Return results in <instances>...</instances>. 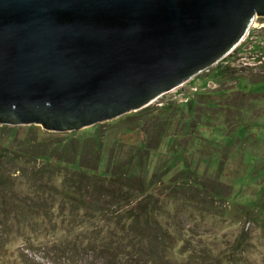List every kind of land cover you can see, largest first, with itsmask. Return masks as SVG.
<instances>
[{
	"label": "rangeland",
	"instance_id": "1",
	"mask_svg": "<svg viewBox=\"0 0 264 264\" xmlns=\"http://www.w3.org/2000/svg\"><path fill=\"white\" fill-rule=\"evenodd\" d=\"M225 73H230L231 76L227 78ZM240 77L249 80L264 79V15H255L246 34L226 56L183 84L163 93L151 101L150 105L161 101L170 102V99H187L188 94L197 92L202 96L195 98L197 101H203L208 99L205 96L209 90V95L213 97L208 100H216L225 93L228 95L227 91L230 90H236V95L239 93ZM241 87L255 90L244 95L245 114L236 113L234 116L233 106H225L228 109L227 116L226 112L219 111L221 108L210 111L208 116L213 118L212 127H199L197 124L198 133L192 125L188 126V122L194 124L202 119L203 108L195 106L194 111H180L177 117L178 127L174 131L178 132L180 140L176 148L173 146L165 149H176L180 153L190 137L199 134L221 145H216L217 148H225L226 145L231 148L234 141H231L232 120H243L246 124L256 122L254 125L250 124L253 131L251 139L254 141H234V147L242 144L245 150L243 160L247 159L248 164L244 162V165L238 161L233 155L234 152H229L232 155H228L227 152L214 150L212 155H200L195 161H191L195 163L199 173L205 172L212 177L207 179L204 174L194 173L196 179L193 175H186V184L179 186L182 179L175 183L178 188L172 186L173 183L157 184L155 190L162 191V202L156 205L150 201L152 206L148 207V211L138 203L136 194L127 201L120 200L118 191H122V183L108 185L92 176L91 182L84 184H87V190L82 191L77 182L80 173L67 169L63 164H44L30 159L25 163L20 160L18 163H9V173L13 171L9 176L13 179L12 185L16 194L10 199L13 209L0 214V264H110L90 249L86 251L83 246L85 242L90 241L96 243L99 249L110 240H114V246L121 248L117 251L121 254L119 259L122 264H190V256H194L191 255L193 249L202 250L204 245L208 247L209 252L213 250L219 256L223 252L229 255L232 252H244L242 256L231 255L229 261L226 257L220 261L213 257L217 262L213 264H264V81L245 84L242 80ZM234 99L237 97L228 98V103L235 105ZM165 106L168 107V104ZM208 106L216 107L213 104ZM177 108L181 109L179 106ZM157 111L161 110H151L148 114H143L141 122L132 123L134 126H129V129L121 127L123 124L113 128L106 124L113 118L102 121L104 125L102 122H96L66 130H55L40 122H4L0 125L19 126L18 130L33 125L39 133H50L56 137L73 135L72 137L85 138L99 133L100 136L103 134L105 139L110 138L107 140L110 149L116 137L129 143L144 141L150 148L148 172L153 173L151 171L157 170L158 167H161L162 172L168 169L170 173L163 178L165 180L171 179L173 170L166 167L165 160L168 159L165 155H168V152L156 146V139L160 138L156 134L163 129L160 126L164 122L156 120ZM171 111L173 112L172 106L165 108L160 116L168 117ZM227 117H230L229 122L226 121ZM224 123L227 126H221ZM240 124L237 129L243 127ZM175 125L176 123L173 124ZM229 127L230 130H227ZM21 133L23 132L19 131L18 134ZM241 134L242 131L237 130L236 136L241 137ZM223 138L230 140L232 145ZM177 145L184 148L180 146L178 149ZM160 151H164L165 155ZM186 161L188 157L184 159V164L180 163L183 168ZM238 162L242 164L238 165ZM105 163L107 160L104 157L103 165L99 169L102 174L106 169ZM41 167L45 168L40 169ZM196 169L193 172H196ZM176 170L180 172L182 168L177 166ZM216 178L230 186L217 183ZM200 179H206L205 185H218L224 193L223 198L220 196L219 199L212 200L207 193L196 188L194 183ZM213 180L216 181L209 183ZM110 189L111 194L108 193ZM226 196L228 197L225 198ZM140 199H144L142 195ZM14 202L20 203L22 209H16ZM235 205L238 214L230 217L235 211L232 208ZM247 206L252 208L251 222L244 219L243 209L248 208ZM224 210L228 211L229 215L224 216ZM118 216L122 217L119 224L116 223ZM148 216L154 222L150 225H156L149 227L145 222L142 223ZM158 231L166 234L165 246L160 244V238L152 239ZM186 239L191 243L184 244ZM142 247L144 249H141ZM153 247H156L158 256H151L146 251V248L151 250ZM72 249H77L76 253L66 255ZM125 251H130L128 254L131 262L123 258L128 255Z\"/></svg>",
	"mask_w": 264,
	"mask_h": 264
},
{
	"label": "water",
	"instance_id": "2",
	"mask_svg": "<svg viewBox=\"0 0 264 264\" xmlns=\"http://www.w3.org/2000/svg\"><path fill=\"white\" fill-rule=\"evenodd\" d=\"M264 0H0V123L80 128L226 56Z\"/></svg>",
	"mask_w": 264,
	"mask_h": 264
},
{
	"label": "trees",
	"instance_id": "3",
	"mask_svg": "<svg viewBox=\"0 0 264 264\" xmlns=\"http://www.w3.org/2000/svg\"><path fill=\"white\" fill-rule=\"evenodd\" d=\"M223 76V75H221ZM230 73H225V77H230ZM224 77V78H225ZM239 93L234 94L236 90H230L227 91L229 94L227 95L226 93L220 97H217L216 100H208L209 98L213 97L209 95V90L208 93L206 94L205 98L208 97V99H203V101H197V96L199 95L200 97L202 94H188L187 99L183 100H173L170 99V102L167 101H161V103H156V104H148L144 106L141 109L131 111L125 114H122L118 117H115L111 119L110 121H107L106 124H109L112 128L116 126H120L123 124L121 127H126V129H129V126H134L133 124L141 122V116L143 114H148L151 110H158L160 109L161 111H157L156 115L157 118L156 120L164 121L160 127H163V129L159 130V132L156 134V136H160V138L156 139V145L158 148L164 149L165 151L168 152V155H165L164 151H160L161 154L165 155L166 159V167L169 169L173 170L171 174V179H163L166 177L167 174L170 173V171L164 170L162 172L161 167H158L157 170H153L149 173V167H148V161H149V150L150 148L148 147L149 144H146L144 141H139L136 143H129L125 140H121L120 138L116 137L114 139V145L112 146V149L108 148V143L107 140L110 138L107 137V139L104 138V135L100 136L101 134H94L90 137H85V138H79V137H72L73 135H66L62 137H56L55 135H51L50 133L48 134H41L39 133L35 126L29 125V127L21 128L18 130L19 126H10V125H0V214L1 212H9L10 210L13 209L11 198H13V195L16 194L14 190V186L12 185L13 179L9 176L11 173H9V167L8 164H13V163H18L20 160L21 162H27L29 159L34 160V161H41L44 164H63L67 169H72L77 171V173H80L79 177H77V182L80 185L79 188L82 191L87 190L88 186L84 185L85 182L89 183L91 182V178L96 177L99 182H106V184H121L122 183V191H118V195L120 196V200L127 201L129 200V197L134 196L135 194L138 196V203L142 204V207L148 211V207L152 206L150 204V201H152V204L162 202V198L160 194L162 191L155 190V187L158 186L157 184H167L169 185L170 183H173L172 186L179 187L181 184L185 183L186 184V175L189 177L190 175L195 176L197 179V174L202 175L204 174L206 178L212 177V175H209L207 173H199L198 170L196 169L195 163L192 162L191 160H196L199 158L200 155L204 154H210L212 155V152L214 150H217L218 152L225 153L227 152L228 155H232L229 152H234V157L237 158V160L241 161L243 164L244 162L246 165L248 164L247 159L243 160V154H244V148L242 147V144H239L238 146L234 147V141L238 140H252L251 137L253 136L252 133V128L250 124H256L255 123H244L241 120H232L233 123V129H232V134H231V141H233V145L230 143V140L224 139L226 142H229V144L232 145L231 148H229L228 145H226L225 148H217L220 147L216 141L210 139L207 136L204 135H196L193 137H190V139L187 142V145L184 147L181 145H177L178 149L179 147H183L182 152L180 151L177 152L175 150H169L165 149L170 148V147H175L177 142L180 140V136L178 132H174L177 130V125H178V112L180 111L184 113L185 111L190 112L191 110L194 109L195 106H199L203 108V114L202 119L199 121L194 122V124H191V122H188V126L192 128H195L198 130L197 132L199 133V129L197 128L198 126H211L212 127V121L213 118L211 116H208L210 114V111L213 110H218V108H221L219 111L226 112L227 116V111L228 109L225 108V106H233L234 110V116H236V113L238 115H243L246 113L245 111V101L246 97V92H254L253 90H246L241 87V81L244 80L245 84H255L259 82H263L264 79H259V80H249L245 77H240L239 78ZM225 90V89H224ZM264 90V89H263ZM237 97V99H234V104L232 105L228 103V98L232 97ZM162 96V94H161ZM196 96V98H195ZM219 100V102L217 101ZM168 104V107L172 106L173 112L171 111V114L168 117H162L160 114L163 113L164 109L168 107L165 106ZM215 105V108H210L208 105ZM177 106H179L181 109L178 110ZM177 109V110H175ZM194 111V110H193ZM209 112V114H208ZM205 118L208 119V121L205 122ZM230 117H227L226 121H230ZM106 122V121H105ZM133 123V124H132ZM176 123L175 126L173 124ZM239 123L242 124L243 127H240L237 129L239 126ZM105 124V123H101ZM126 124V125H125ZM240 124V125H241ZM194 125V127H193ZM221 126H227L225 123ZM111 128V129H112ZM39 129V128H38ZM169 129V130H168ZM243 129V130H242ZM168 130V131H167ZM230 130V127L229 129ZM237 130H241L242 134L241 137L236 136ZM19 131L23 132L21 134H18ZM231 132V131H230ZM23 135V136H22ZM191 136V135H189ZM254 141V140H252ZM109 142V141H108ZM242 142V143H244ZM228 146V147H227ZM180 147V148H181ZM152 148V147H151ZM176 148V147H175ZM187 150V151H186ZM185 152V153H184ZM184 153V155H183ZM183 155V157H182ZM107 160V163H105L106 169L105 172L102 174L100 173V170L102 165H103V160ZM186 157H188V161H186L185 168H183V165L180 163L183 162L184 164V159L186 160ZM239 157V159H238ZM193 158V159H192ZM171 159H175L174 161H170ZM23 160V161H22ZM236 160V161H237ZM19 161V162H20ZM193 166H191L190 164ZM242 163L238 162V165H241ZM237 164V163H236ZM245 165V164H244ZM181 167L182 170L179 172L176 170V167ZM45 167H41L40 169H44ZM196 169V172H193V170ZM18 171V169H16ZM20 170V169H19ZM21 171V170H20ZM168 171V172H167ZM221 171V168H220ZM220 171L216 176L219 175ZM23 172V171H22ZM34 175L35 173L32 172ZM196 175H195V174ZM159 176V177H158ZM35 178V177H33ZM182 179V183L178 185H175V183ZM217 180V178H216ZM216 180L209 181V183H212ZM167 182V183H166ZM217 183L219 184H226V182L221 183L217 180ZM95 185L97 183H94ZM206 184V179H200L196 180L194 185L196 188H199L202 190L204 193H207L212 200L219 199L221 196V199L223 198V194L221 189L218 187V185H205ZM227 186H230V184H226ZM171 186V187H172ZM212 186V187H211ZM221 186V185H220ZM111 187V186H110ZM109 187V188H110ZM211 187V188H210ZM167 189V188H165ZM170 190V189H168ZM164 192V191H163ZM108 193L111 194V189L108 191ZM206 194V195H207ZM143 196L144 199H140V196ZM226 196L225 198H227ZM14 205L16 206V209H22V205L20 203L14 202ZM13 205V206H14ZM242 205H239L241 207ZM248 207V206H247ZM230 208V207H229ZM234 212H230L231 215H229L226 210H224V216L229 215L230 217H233V215L236 213L238 214L237 206L232 207ZM251 207L245 208L244 215H245V220L251 222L252 218V211L250 210ZM255 208V207H253ZM252 209V208H251ZM228 210V209H227ZM91 211V210H90ZM92 212V211H91ZM119 218H116V223L119 224L121 223V216H118ZM145 222L146 226H153L150 225L153 222V219H148L146 221H142V223ZM254 222V221H252ZM139 233H137L138 235ZM166 234H163L162 231H158L157 235L154 236L152 239H158L160 238V244L164 245V239ZM245 240V239H244ZM114 240H110L108 243L103 244V246H100L99 249L96 247L97 244L94 242L87 241L84 243L83 246L86 247V251L91 250V252H94L97 256L103 257L104 259L108 260L110 264H122L120 263V252L117 250H121L120 247L114 246L113 245ZM190 244V240L186 239V242L184 241V244ZM165 246V245H164ZM141 249H144L142 247ZM77 249H72L69 250L66 255H71L73 253H76ZM146 251L149 253V255H154L158 256L159 253L156 250V247H153L151 250L149 248H146ZM130 251H125V253H129ZM234 253V252H232ZM223 254L219 256L213 250L209 252V249L207 246H203V249L197 251L193 249L189 259L190 264H213L216 261L213 260V257H215L218 261L220 260H225V257L228 259L231 255H243L244 252L243 250L239 252H235V254ZM127 262H131L129 254L126 257H123ZM118 261V262H117ZM198 261L197 263H195ZM217 263V262H216ZM219 264V263H218Z\"/></svg>",
	"mask_w": 264,
	"mask_h": 264
},
{
	"label": "bare ground",
	"instance_id": "4",
	"mask_svg": "<svg viewBox=\"0 0 264 264\" xmlns=\"http://www.w3.org/2000/svg\"><path fill=\"white\" fill-rule=\"evenodd\" d=\"M245 34H246V32H245ZM245 34H244V35H245ZM241 39H242V38H241ZM155 99H156V98H155ZM151 103H152V102H151Z\"/></svg>",
	"mask_w": 264,
	"mask_h": 264
}]
</instances>
